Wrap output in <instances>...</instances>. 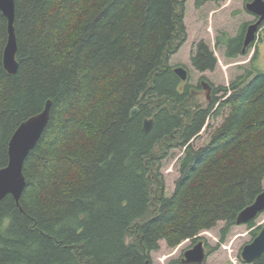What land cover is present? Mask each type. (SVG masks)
Returning a JSON list of instances; mask_svg holds the SVG:
<instances>
[{
  "label": "trees",
  "instance_id": "1",
  "mask_svg": "<svg viewBox=\"0 0 264 264\" xmlns=\"http://www.w3.org/2000/svg\"><path fill=\"white\" fill-rule=\"evenodd\" d=\"M185 2L16 0L14 76L0 12V170L18 127L52 102L24 164L20 207L12 196L0 202V264H152L161 241L174 248L221 222L224 241L264 191V71L253 66L219 88L221 103L194 104L169 64L186 40ZM244 34L226 39L228 59L245 55ZM192 64L214 71L217 59L202 42ZM226 111L195 148L209 115ZM176 147L186 150L168 197L160 168Z\"/></svg>",
  "mask_w": 264,
  "mask_h": 264
},
{
  "label": "rangeland",
  "instance_id": "2",
  "mask_svg": "<svg viewBox=\"0 0 264 264\" xmlns=\"http://www.w3.org/2000/svg\"><path fill=\"white\" fill-rule=\"evenodd\" d=\"M251 1L225 0L219 3L210 2L198 8L196 0H186L184 7L186 40L171 56L169 64L174 69L184 67L188 71L191 86H196L198 80L204 77L216 88H229L239 76L252 70L253 66L259 71H264V28L259 31L248 54L237 59H228L225 55L226 39L237 37L244 26L246 31L247 27L256 21V17L246 10V5ZM202 42L209 47L217 59L214 71L199 72L192 64L197 46ZM254 57H256L255 61H253ZM222 96V93L218 95L219 103L224 100ZM193 103L204 109L209 106L205 98H193ZM227 114L228 111L215 117L211 113L201 133L190 143L198 149L206 146L210 142L212 133L222 125ZM185 150L183 147H176L164 155L160 173L168 197L174 194L176 183L180 178V161ZM157 152L158 156H163L162 151ZM225 226L226 224L221 222L212 230L201 233L200 239L196 242L186 240L174 248H170L165 241H161L160 249L151 254V263L182 264L185 252L192 249L199 241H203L208 256L207 264H246L242 260V251L264 228V213L255 220L252 227L233 226L223 241L222 230Z\"/></svg>",
  "mask_w": 264,
  "mask_h": 264
},
{
  "label": "water",
  "instance_id": "3",
  "mask_svg": "<svg viewBox=\"0 0 264 264\" xmlns=\"http://www.w3.org/2000/svg\"><path fill=\"white\" fill-rule=\"evenodd\" d=\"M246 10L256 17V21L250 24L244 34L243 54L255 43L259 31L264 24V0H253L246 5ZM0 12L8 21V43L4 52V68L11 76L17 74L19 63L17 61V38L15 33L16 18V0H0ZM175 74L182 82L189 81L188 71L184 67L174 69ZM212 86L203 81V92L198 93L191 89L194 98L204 97L208 104L212 102ZM52 102H47L44 110L23 122L13 134L9 143L8 156L9 161L5 168L0 170V202L6 197L12 196L20 207V201L27 186L24 175V164L41 140L45 130L51 120ZM139 109L134 108L131 116L134 118L138 115ZM154 127V119H146L143 129L150 133ZM264 213V191L256 200L244 209L238 216L236 225H248L255 221ZM264 255V228L256 239L244 247L242 251V260L246 264H252L255 260ZM182 264H207V253L205 244L200 241L192 249L185 252Z\"/></svg>",
  "mask_w": 264,
  "mask_h": 264
},
{
  "label": "flooded vegetation",
  "instance_id": "4",
  "mask_svg": "<svg viewBox=\"0 0 264 264\" xmlns=\"http://www.w3.org/2000/svg\"><path fill=\"white\" fill-rule=\"evenodd\" d=\"M253 1V0H252ZM251 1V2H252ZM263 28H264V24H263ZM200 72V71H199ZM189 80H190V78H189ZM203 81H206V82H208L211 86H212V88H213V91H212V102H211V104L213 103V101H214V99H218V95L219 94H221L220 92H219V88H216L209 80H207L206 78H204V77H201L199 80H198V82H197V85L196 86H191L190 84H189V81H187V82H182V84H181V90L182 91H184L186 88H188L189 87V93L191 94V97L192 98H194L193 96H192V93H191V89H195L198 93H201V92H203ZM201 98H204V97H201ZM211 104H208L209 106L211 105ZM208 106V107H209ZM207 107V108H208ZM197 241V240H196ZM196 241H194V242H196ZM200 242V241H199ZM208 257V256H207Z\"/></svg>",
  "mask_w": 264,
  "mask_h": 264
},
{
  "label": "bare ground",
  "instance_id": "5",
  "mask_svg": "<svg viewBox=\"0 0 264 264\" xmlns=\"http://www.w3.org/2000/svg\"><path fill=\"white\" fill-rule=\"evenodd\" d=\"M144 125V124H143Z\"/></svg>",
  "mask_w": 264,
  "mask_h": 264
}]
</instances>
